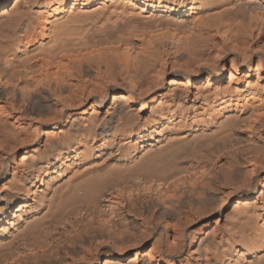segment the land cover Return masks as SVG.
Masks as SVG:
<instances>
[{
	"label": "bare ground",
	"instance_id": "1",
	"mask_svg": "<svg viewBox=\"0 0 264 264\" xmlns=\"http://www.w3.org/2000/svg\"><path fill=\"white\" fill-rule=\"evenodd\" d=\"M0 264H264V0H0Z\"/></svg>",
	"mask_w": 264,
	"mask_h": 264
}]
</instances>
